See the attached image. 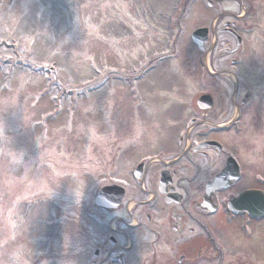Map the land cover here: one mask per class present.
Returning a JSON list of instances; mask_svg holds the SVG:
<instances>
[{"label": "flooded vegetation", "instance_id": "1", "mask_svg": "<svg viewBox=\"0 0 264 264\" xmlns=\"http://www.w3.org/2000/svg\"><path fill=\"white\" fill-rule=\"evenodd\" d=\"M45 1L0 0V21L7 23L14 17L21 24L33 22L23 42L34 41L36 17L48 12L43 8ZM124 1L131 14L132 3ZM141 7V37L133 46L151 56L145 57L138 72L120 74L138 102L141 97L134 81L176 56L183 58L182 66L189 65V61L183 64L188 51H159L153 44L164 37L176 40L180 26L195 21L199 23L192 31L205 28V41L203 49L195 45L199 56L186 68L189 76L184 67L183 72L189 81L199 72L196 80L200 82L202 75L216 96L205 91L165 107L146 101L140 107L142 114L135 113L139 106L134 105L132 114L108 117L113 131L96 133L107 136L106 159L96 163L90 178L85 184L81 179L78 187V198L91 201L81 212L85 227L79 264H264V144L257 141L259 131L250 104L254 88L246 77L264 74V0H142ZM131 21L122 18L119 24L123 23L125 35L115 41L111 38L108 45L115 46L119 55L135 33ZM112 27L107 26L103 36L97 31L98 44L105 36L111 37ZM45 37L53 39L51 34ZM4 39L0 38L2 55L9 53L3 49L8 45ZM58 49L61 52L62 41ZM252 60L257 62L251 65ZM51 90L47 87L37 97ZM60 91L59 99L65 90ZM203 95L210 98L200 100ZM20 97L10 116L14 135L19 136L27 133H22L19 123L26 121L30 133L35 128L31 117L25 119L33 108ZM59 101L53 105L61 107ZM113 105L118 107V103ZM67 117L71 124L73 115ZM117 123H125V130L116 133ZM177 123L181 127L174 135L162 130L163 125ZM30 138L31 134L26 140ZM13 139L17 153L36 156L30 145L23 148L18 137ZM3 145L0 136V151ZM246 192L256 193L258 203L254 196L239 201Z\"/></svg>", "mask_w": 264, "mask_h": 264}, {"label": "rangeland", "instance_id": "2", "mask_svg": "<svg viewBox=\"0 0 264 264\" xmlns=\"http://www.w3.org/2000/svg\"><path fill=\"white\" fill-rule=\"evenodd\" d=\"M126 2L132 3L131 14L124 0H46L43 8L48 12L41 16L44 19L36 17L35 40L28 42L23 41L31 34L33 22L21 24L12 20L14 17L7 23L6 19L0 21V38H5L3 41L8 44L3 49L9 50L3 55L0 52V136L5 143L0 151V264L81 262L78 251L85 227L81 212L91 201L78 198V187L81 179L85 184V179L90 178L95 164L106 159L107 136L96 133L109 135L113 131L106 122L111 114H132L134 105L139 106L135 113L142 114L140 107L146 101L165 107L178 105L177 100L182 97L197 98L205 91L216 96L214 89L205 85L202 75L200 82L196 80L199 72L191 76L192 81L198 82L193 85H189L192 81L183 72L184 67L189 76L186 68L199 56L190 38L194 24L199 23L195 21L187 27L180 26L176 40L164 37L155 41L153 46L159 51H188L190 55L183 64L189 61V65L182 66L183 58L176 56L173 61L162 62L144 79L134 81L141 97L138 102L136 94L129 90L130 83L121 80L120 74L132 69L138 72L144 67L145 57L151 54L133 46L141 37L142 0ZM126 17L132 20L131 29L135 33L119 55L115 46L108 45L111 38L115 41L125 35L124 25L119 23ZM112 24L111 37L105 36L98 44L97 31L103 36L106 27ZM49 34L53 39L45 37ZM60 41L62 49L57 52ZM246 77L254 88L250 104L255 110L251 115L256 116L253 124H257L259 131L257 141L264 144V74ZM47 87L52 89L51 94L37 97ZM59 88L66 89L61 99ZM19 95L24 105L33 108L25 119L31 117V122H35L34 133L27 131L26 121L18 122L22 133L27 132L20 136L14 135L15 122L10 118ZM56 99L61 100V107L53 105ZM113 103H118L116 109ZM70 114L71 124L67 117ZM163 126L162 130L171 131V135L181 127L178 123ZM122 130L125 123H117L116 133ZM14 137L19 138V146L30 145L36 156L32 158L31 152L17 153Z\"/></svg>", "mask_w": 264, "mask_h": 264}, {"label": "water", "instance_id": "3", "mask_svg": "<svg viewBox=\"0 0 264 264\" xmlns=\"http://www.w3.org/2000/svg\"><path fill=\"white\" fill-rule=\"evenodd\" d=\"M205 33H206V29L205 28H202V29H198L196 31L193 32L192 34V38L193 40L199 44L200 47L203 46V42H204V39H205ZM207 98H210L208 95H204L200 98V100H205ZM105 190H102V192H104ZM100 193V194H101ZM254 196V199H255V202L258 203V199H257V194L256 193H252V192H246L244 194H242L239 198V201L242 200V199H245L247 197H252ZM260 199H259V202H261L263 200V194L260 193ZM250 211H255L256 210L254 208H250Z\"/></svg>", "mask_w": 264, "mask_h": 264}]
</instances>
